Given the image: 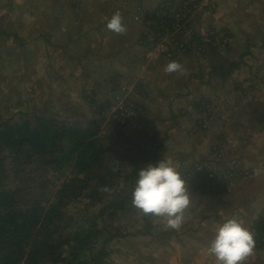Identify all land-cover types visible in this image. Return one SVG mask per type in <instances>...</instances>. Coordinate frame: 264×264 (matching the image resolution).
Masks as SVG:
<instances>
[{
	"label": "rangeland",
	"instance_id": "rangeland-1",
	"mask_svg": "<svg viewBox=\"0 0 264 264\" xmlns=\"http://www.w3.org/2000/svg\"><path fill=\"white\" fill-rule=\"evenodd\" d=\"M188 5L191 6L188 9L191 16L187 17L183 25L177 24L172 35L170 32L165 36L163 27H155L157 15L169 14V17L171 13L175 17L177 12L183 10V6ZM4 6L6 11L3 16L6 17L2 19L0 25L13 39L12 43L8 44L10 49L7 60L5 58V61L0 63V125L36 117H53L68 122H74L77 118L85 126L96 122L97 137L101 139L103 148L107 149L94 167L92 175L97 181L96 192L99 199L81 196L73 198L62 207L64 216L58 221V230L50 240L51 244L60 246L58 252L63 253L62 258L72 260V253L79 247H76L75 241L68 244L61 242L71 240L79 229L91 228L92 221L97 223V229L105 226L116 228L123 235V244L120 248L111 249L112 243L105 245L108 236L102 235L88 247L85 246L80 251L76 249L77 257L72 260V264H92V259L104 246L107 247L105 249L111 250L110 254L102 258L104 264H162L174 250L171 248L174 247L172 243L176 240L177 233L185 230L184 233H199L200 236L212 239L220 219L232 218L233 208L241 202V199L229 193L233 185L230 184L231 179L226 176L224 170L229 162L226 158L230 150L224 146L226 138L224 134L218 137L213 136L211 132L210 123L217 120L222 122L224 119L216 115L217 108L212 105L203 108L204 110H196L193 107L190 112L185 109V104L179 106L173 103L169 106L170 101L165 96L167 87L185 82L188 70L186 67L184 74L175 72L171 75L164 69L171 61L181 64L183 59H189L187 57H190L191 53L195 54L192 58L196 60L208 58L211 66L212 63L223 62L221 53H218V56L206 54L210 51L209 44L214 45L210 43L208 36L210 33H217L216 44L225 36L226 41L229 40L226 34L227 27L220 26V22L215 21L217 18H223L222 15L226 13H230L233 22L231 24L234 26L239 24L241 18L248 16L247 19L251 22L248 31L251 33L252 41L259 42L262 37L260 30L264 28V0H13ZM159 8H165L168 13L163 11L164 9L158 10ZM123 10L135 16L139 13L140 16L136 23L130 25L128 23L127 26L124 22H128V17H125L123 24L126 31L122 34L109 31L106 28L108 19L113 13L117 11L122 13ZM183 18H186V15H183ZM54 25L58 26L55 30ZM176 31L182 33L178 40L175 39ZM44 34H50V37L47 38ZM190 41H193L191 45ZM187 45L189 47H186ZM59 46H64L65 49H60ZM0 48L2 55L7 56L6 48ZM104 51H108L106 54H109V58ZM159 57L166 60V65L162 66L164 77H170L163 82L165 84L160 83L157 91L154 87L148 86L152 85L151 83H144L148 88L141 87L137 97L131 95L134 99L130 98L128 102L123 103L120 97V102L116 101L115 97L121 96V88L128 90L134 78L135 81L139 80L146 74L145 70L157 71L160 68V64L151 61ZM250 74H253V71ZM177 75L182 81L175 80ZM144 84L142 83V86ZM251 86L255 84H245L246 89ZM172 90L174 89L171 88V94ZM178 94L182 97L178 91L172 96L177 99ZM93 99L96 100V104L92 103ZM234 101L232 111L240 106L241 98ZM252 101L253 99L248 100V105H252ZM136 103L143 107H137ZM121 109L133 111L130 116L132 118L129 117L122 130L123 137L116 138L117 130L112 123L114 119L112 116ZM179 110H186V120L192 124V135L189 136L188 132L183 133L179 130L175 136L170 135L167 141L172 138L180 142V147L177 145L166 147L164 144L165 137L168 136L166 130L172 122L176 121L179 125L189 123L183 122L181 117L183 114ZM156 118L163 120L159 127H155L152 122ZM126 119L127 116L123 117V123ZM187 130L190 133L191 130ZM202 136L217 143L213 146L216 149L213 150V155H218L217 159L219 158L216 163L210 165L197 159L199 158L197 155L204 156L208 153V144L202 140ZM183 140L187 141L186 146L182 144ZM140 147L151 153V156H156L155 161L162 157L171 159L184 179H188L186 182L191 203L184 211L183 222L178 228L169 227L167 218L153 215L149 218L151 226L146 230L144 213L132 206L131 191H127L130 198L125 209L113 212L112 208H108L100 213L115 199L117 202H123L122 197L119 201L118 199L120 192L128 189L126 178L136 168L138 170L144 166L142 160L145 158L144 154H139L141 156L134 158L137 161L129 160L126 158L129 157L128 150L133 154ZM4 155L8 156L2 167L7 176L6 188L15 199L10 212L17 209L25 210L36 203L40 204L39 208L47 209L53 204L62 184L76 175L69 164L62 167L46 166L44 170L38 165L39 168L37 167L31 174L32 178L37 177L31 183L33 189L26 192L22 190V186L26 185L23 178L27 175L20 178L14 176L12 156L5 152L0 157ZM137 162L141 163L138 167ZM251 168L245 169L242 175L252 174L254 167ZM202 170H205L209 178L215 179L210 186H206L205 193L201 190L195 191L191 184V181L200 183L201 180L196 179ZM236 175H240V172L238 171ZM103 181H106L104 187ZM84 194L86 195V192ZM258 203L263 204V200H258ZM228 204L229 208L224 209ZM39 227L40 225L36 230ZM141 231H150L154 234V240L148 235H140ZM162 233L164 236H172L173 233L175 238L164 242L159 239ZM175 243L176 241L173 244ZM194 247L202 248L205 245L195 242ZM167 249L168 251H165ZM255 250L256 248L247 259L251 264L257 262L260 264L264 255H259L260 250ZM189 251L192 252V249ZM257 259L259 261H256ZM20 264H25V259L21 260ZM41 264L65 262L52 260Z\"/></svg>",
	"mask_w": 264,
	"mask_h": 264
},
{
	"label": "trees",
	"instance_id": "trees-1",
	"mask_svg": "<svg viewBox=\"0 0 264 264\" xmlns=\"http://www.w3.org/2000/svg\"><path fill=\"white\" fill-rule=\"evenodd\" d=\"M189 8H191L190 5ZM160 9H164L163 11L167 12L165 8H159L158 10ZM182 9L181 12L179 11L176 13L175 17L171 13L169 17V14L166 16L157 15L158 17L155 19V23L157 24L155 27H163L162 31L165 36L170 32L172 35L175 31V26L177 24L183 25L187 21V17L191 16V12L188 11V6H183ZM171 12L173 13V11ZM128 14L130 13L127 12V15ZM136 14V20H138L140 15L139 13ZM183 15H186V18H183ZM53 28L55 30L58 26L56 27V25H54ZM213 32H215V30H213ZM44 36L48 38V34H45ZM180 36H182V33L176 31L175 39H180ZM208 36L211 40L210 43L214 45L209 44L208 49H210V51L206 54L207 56L211 54L218 56V53H221L222 47L227 48L229 40L226 41V36L217 44V33H210ZM9 39H13V37L10 35ZM200 39L201 37H199L198 40ZM192 42L193 41H190V45ZM155 47H157V45ZM186 47L189 46L187 45ZM59 48L65 49L64 46H59ZM223 65L222 62L212 63V70L215 75L220 76L223 81H226L228 79L227 77L235 70V68L233 66L227 71L223 68ZM129 90L130 89L123 90V88H121V96L115 97V100H119L120 102L121 97L123 103L125 101L128 102L131 97L128 98L129 96H127L125 99L124 96ZM92 103L96 104L97 102L93 99ZM136 106L143 107V105H138L137 103ZM121 114H123V110H118L114 112L112 116L114 118L112 119V123L117 130L116 138L123 137L122 130L128 123L129 119L132 118L130 117L126 119V122L123 123L120 119ZM97 131L98 123L93 122L85 126V124L77 118L74 119V122H68L60 121L53 117H36L34 119H23L20 122L12 124L0 125V156L5 152H9L12 156L11 165L14 169L13 175L18 178L27 175V177L23 178V181L26 183V185L22 186L23 191L28 192L33 189L31 183L35 181V178L37 177L32 178L31 174L38 165L39 167L42 166V170H44L46 169V166L62 167L63 165L69 164L72 165L73 170L76 173L74 178H71L69 181L62 184L54 198L53 204L47 209L39 208L38 206L40 204L36 203V205L25 210L17 209L13 210L14 212H10L15 199L11 195L10 190L6 188L7 176L6 171L2 168L3 162L5 163L8 156L4 155L0 157V264H20L23 259H25V264H41L42 262L46 263L52 260H55L56 262H65V264H72V260H75L77 257L76 249L80 251L84 249L85 246L88 247V245H91L93 241H96L100 236H108L105 240V245L113 243L114 240L123 238V235H121L116 228L112 229L110 226H105V228L97 229V223L92 221L91 228L87 230L84 228L79 229L75 232V235H73L71 240L61 242L68 244L75 241L76 247H79V249L76 248L72 253V260L62 258L63 253L58 252L60 246L58 247L55 244H51L50 241L56 230H58V221L64 216L62 207H65L70 200L81 196L91 197L95 200L99 199V194L96 192V188H98V185L96 184L97 181L92 175L94 173V167L100 162L102 154H104L105 151L107 152V149L103 148L101 139L97 137ZM139 149L142 148L140 147ZM139 149L133 154H131V150H128L129 157L126 158L132 160L141 156L139 154H144L145 158L142 160L143 165L156 162V156H151V153L145 149ZM134 161H137V159H134ZM140 164L141 163L137 162V167ZM136 176L137 168L126 178L128 189L119 194L120 198L118 201L122 197L123 202H117V199L111 201L108 207L106 206L105 209L101 210V214L108 208H112L113 212L125 209L127 201L130 198V194L127 193V191L132 192ZM196 180L201 181L200 183L191 181L195 191L201 190L202 193H205L207 190L206 186H210L215 179L209 178V176L205 174V170H202ZM105 182L106 181H103L102 186L106 185ZM85 192L86 195L84 194ZM87 192L90 194H87ZM152 216L153 215L144 214V219H146L147 225L146 230L151 226L149 218ZM38 225H40V227L36 230ZM253 229V237L255 241L254 248L261 251L264 249L263 217L256 220ZM163 233L161 236H164ZM142 234L143 236H153L150 231H141L140 235ZM105 248L107 247L104 246V248L92 259V264H104L102 258L111 252L110 249L109 252V250Z\"/></svg>",
	"mask_w": 264,
	"mask_h": 264
},
{
	"label": "crops",
	"instance_id": "crops-1",
	"mask_svg": "<svg viewBox=\"0 0 264 264\" xmlns=\"http://www.w3.org/2000/svg\"><path fill=\"white\" fill-rule=\"evenodd\" d=\"M9 1L13 0H0V23H2V19L6 17L3 16V13L6 11L4 5L9 3ZM121 15L123 19L128 17V22H124L126 26L128 23H136V16L134 14L127 15V12L123 10ZM222 16L224 17L215 20L217 23L220 22V26L225 25L228 29V33H226V30H223L227 34L229 42L227 48H221V56L224 58L222 63L225 64L223 65L225 70L227 66H229L228 70L234 66L235 71L230 73L226 81H220V76L215 75L208 58L205 57L196 60L192 58L195 54L191 53V55L189 54L190 57H187L189 59H183L181 61L183 68L185 69L187 67L188 70L187 80L183 82L182 78H178L179 75H177L175 80L179 79L182 83H176L175 86L169 85V89L167 87L168 91H166L165 96L166 99L170 101V103H168L169 106L173 103L179 106L185 104V109L189 112L193 107L196 110H204L203 108L212 105L214 108H217L215 110L216 115L218 114L220 118L224 119L222 122L217 120V122H211L210 124L212 125L211 132L213 136L218 135V137H220V135L224 134L226 138L224 146L227 149L230 148L226 158V161L229 162L226 164L224 170L227 173L226 176L231 179L230 184L232 183L233 185L232 188L229 189V193L231 192L235 198L241 199V202L233 208L234 213L232 218H238L254 236V223L258 218H264V28L260 30L262 32L260 41L253 42L251 33L248 31V28L251 27V22L247 19L248 16L241 18L239 24L237 23L235 26L231 24L233 22H231L230 13H226ZM214 27L216 28L215 25ZM8 36L10 37L8 31L4 30V28L2 30V26L0 25V47H5V51L7 52V56L2 55V49L0 48V63L5 61V58L7 60L9 56L8 52L10 48L8 44L12 42ZM40 37L44 38L42 36ZM49 37L50 34H48V38ZM57 53L58 52H56V55ZM104 53L106 54L108 51H104ZM106 57L109 58V54H106ZM112 57L113 55L110 56V58ZM151 61L160 64V68L157 71L145 70L146 74L141 76L142 81L141 79L135 81L134 78V82L130 83L129 92L124 96L125 99L127 96L130 98L131 95L137 97L141 87L148 88L146 85L148 83L152 84L148 86L154 87V89L158 91L159 84H165L163 82L170 78L164 77V73H162V66L163 64L166 65V60L164 58H153ZM227 63L230 65H227ZM251 71H253V74H250ZM174 73L170 74L173 75ZM180 74H184V72ZM142 83L146 84L142 86ZM252 83H254L255 86H251V88L247 89L245 88V84ZM171 88L174 89L172 90L173 94L178 91L182 97L179 94L176 95V97H178L177 99L172 96ZM147 97L148 96H146V98ZM237 98H241L240 106L235 107L234 111H232L233 106H235L234 100ZM252 99V105H248V100ZM243 100L245 102H243ZM160 103H162L161 100ZM179 112L183 114L182 116L180 114L183 118V122H189L186 120V110H179ZM162 121L161 118H156L152 122L155 127H159L158 125ZM182 125L173 121L172 125L166 130L168 135L165 137L166 142H164L166 147H168V145H177L180 147V142L172 138L170 140L173 141H167L170 135H172V137L175 136L179 130L183 133L188 132L189 136L192 135L191 122ZM187 129L191 130V134ZM202 140L208 144V153L204 156L197 155L196 157H199L197 159H199V161L203 160V163L205 162L210 165L216 163L219 158L217 159L218 155H213V150H216L213 146L215 144L217 145V143L203 136ZM182 144L186 146L187 141L185 142V140H183ZM238 165H240L239 169ZM251 167H254L252 174L247 173V175L243 176L242 173L244 170L252 169ZM238 171L240 175L237 176L236 174ZM260 199L263 200V204L258 203ZM227 208H229V204L226 205L224 209ZM258 208L260 209L257 210ZM222 221L223 220L220 219V223ZM189 230L192 231V228ZM184 232L185 230L182 233L176 234V243L173 244L174 241L172 243L174 247L171 248L174 250L171 255L167 256L165 260L162 261V264H216L215 257L211 256L207 251L211 238L208 239L204 236H200L199 233L188 234V232ZM172 238H175L173 233L172 236L159 237V239L164 242ZM150 239L154 240V236H150ZM123 241L124 238L114 240L111 249L116 247L120 248ZM195 242L202 243L205 247H194ZM191 249L192 252L189 251ZM262 250L261 251L264 252V249ZM165 251H168V249ZM261 251H259V255H264ZM256 261L259 260L257 259ZM244 264H251V261L246 258ZM260 264H264V258Z\"/></svg>",
	"mask_w": 264,
	"mask_h": 264
},
{
	"label": "clouds",
	"instance_id": "clouds-1",
	"mask_svg": "<svg viewBox=\"0 0 264 264\" xmlns=\"http://www.w3.org/2000/svg\"><path fill=\"white\" fill-rule=\"evenodd\" d=\"M106 28L116 34L126 31L119 11L108 19ZM164 70L167 73L185 71L176 61L169 62ZM131 195L133 207L145 215L167 218L171 228H178L182 224L183 213L191 203L186 180L174 162L165 157L137 170ZM254 247L252 232L238 218L233 217L217 225L207 251L215 257L216 264H244L245 259L253 253Z\"/></svg>",
	"mask_w": 264,
	"mask_h": 264
},
{
	"label": "built area",
	"instance_id": "built-area-1",
	"mask_svg": "<svg viewBox=\"0 0 264 264\" xmlns=\"http://www.w3.org/2000/svg\"><path fill=\"white\" fill-rule=\"evenodd\" d=\"M188 9H189V5H188ZM189 11V10H188ZM190 12V11H189ZM121 110H123V109H121ZM131 112H133V111H131ZM131 112H130V110L128 109V110H123V114H121L122 116H121V120H122V122H123V117H125V116H127V118H129L132 114H131Z\"/></svg>",
	"mask_w": 264,
	"mask_h": 264
}]
</instances>
